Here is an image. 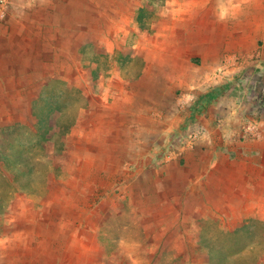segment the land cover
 I'll list each match as a JSON object with an SVG mask.
<instances>
[{"label": "rangeland", "instance_id": "rangeland-1", "mask_svg": "<svg viewBox=\"0 0 264 264\" xmlns=\"http://www.w3.org/2000/svg\"><path fill=\"white\" fill-rule=\"evenodd\" d=\"M203 3L98 0L94 41H107L101 28L112 51L108 42L96 46L92 72L104 79L90 69L74 75L61 116L49 102L36 112L41 99L29 112L28 94L36 97L41 82H0V126H28L26 147L0 135V169L9 175L0 176V236L23 237L5 242L16 251L13 264H264V169L235 161L245 149L264 165V147L219 140L261 120L264 89L252 82L262 75L250 54L264 44V13H233L242 0H209L225 13H186ZM218 51L222 65L212 70ZM226 59L238 71L224 78L225 91L211 80L215 95L202 113L168 114L197 84L188 63L200 75L204 62L217 77ZM43 70L37 59L33 78ZM14 72L21 78L23 67ZM89 90L102 102L80 107V91ZM229 90L247 120L227 131L208 112Z\"/></svg>", "mask_w": 264, "mask_h": 264}, {"label": "crops", "instance_id": "crops-1", "mask_svg": "<svg viewBox=\"0 0 264 264\" xmlns=\"http://www.w3.org/2000/svg\"><path fill=\"white\" fill-rule=\"evenodd\" d=\"M97 1L98 0H10L5 13V19L2 21L0 20V82L22 79L28 87H32L34 82L42 83L39 86V92L36 97H30L28 94L27 98L30 101V106L28 108L29 112L33 111L32 103L35 100L38 101L41 99L44 102L43 104L40 102V104L35 107L36 110L38 109L36 112L45 109L44 104L49 102L52 107L57 108L54 114L61 116L66 110L62 108L59 109L60 106H58V103L63 104L61 101L65 104L69 103L68 99L70 98L68 97V93L71 92V89L77 88L74 84V75H79L82 71L88 72L90 69L92 79L96 78L92 72L97 65V62H95L96 54L94 53V50L97 48L96 46L99 44L102 50L108 42V50L109 52L112 51L110 49L112 48L110 36L107 37V33L101 28L102 35L106 37L107 41H94L97 30H99L98 27H96L97 21L95 18L97 16L94 14L97 13ZM242 1L245 2V7L235 10L233 13H264V0ZM193 7L194 6H191L189 9L185 8L186 13L190 11L192 13H225L224 8L218 9V7H216L217 9H214L209 7V0L206 4L203 3L202 5L196 6L197 9ZM83 19H86V21ZM258 37L264 40V33L260 31ZM237 50L238 49L232 51L235 53L233 56L234 58L238 55ZM220 55L221 52L218 51L217 59L219 58L220 61L216 64L217 68L214 67L212 70L218 69L219 66L222 65V63H220L222 62ZM250 55L256 57L255 61L251 63L259 68L256 73L262 75V77L254 79L252 83L256 84L260 81V84L263 86L262 89H264V44L263 46L257 44ZM223 56H225V54H223ZM222 58L224 59V57ZM37 59L40 61V66L44 67L40 79H34L32 75L33 64L36 63ZM230 59H232V57ZM232 61L233 60L226 59L222 66L223 72L217 77H212L211 73H207L208 71H206V64L204 62L200 64V75L196 72L195 65L188 63L185 70L189 69L192 75L191 81L197 82V84H193L189 92L184 93V96H181L182 98L174 101L175 106L173 109L167 111L168 114L176 115V112L181 111L186 117L187 115L192 117L202 113L201 110L203 107L208 106L207 103L212 99V96L215 95L211 93L215 84H219L221 87L220 89L218 88V90L225 91L224 89H226V87L224 84L226 81H224V78H232L234 76L233 73L238 71V69L232 67L235 65ZM172 62V65H175L176 60ZM86 66H88L87 69ZM16 67H23L24 73L22 74L23 76H20L21 78L16 77L14 72ZM96 79L99 82L103 80L104 77ZM214 79L217 80L215 84L214 81H211ZM53 83L61 86L59 90L51 91L50 85ZM1 87L0 85V88ZM65 91H67V93L63 95ZM222 91H220L218 96L220 99L219 104L214 106L213 110L208 113H214L215 117H217L216 119H221L222 121H220V124L221 122L222 124L219 127L221 128L223 126V130L225 129L228 131V129L233 128L239 120H247L245 119L246 112H244L240 104L239 97H234L231 90L228 92ZM80 97L81 100H83V106L81 105L80 107L84 108L89 107L90 99L97 103L102 102L99 101L100 98L98 94L92 90L88 92L80 91ZM103 97L104 94L101 95L102 99ZM65 104L64 106H66ZM230 105H232V107H230ZM260 110H262L261 120L259 122L250 123L249 125L251 127L246 124V130L248 132L244 134L242 131H238L235 136H230L225 132L219 140L224 142L227 141L226 137L233 139L236 137L238 143L249 142L264 147V108L260 107ZM16 113H18V111H16ZM254 114L256 115V113ZM206 116L208 115L205 114L202 118ZM26 124L27 123L24 121V123L15 122V124L12 125H2L0 126V135H3V131H7L6 135L9 138L16 135L17 139L20 138V143L17 144L18 147H24L27 140V137H24L28 127ZM241 137H243V139H241ZM236 152L235 161L248 164L251 167L264 169L263 164H259L258 166L257 157L259 154L257 155V153L245 149ZM1 158L2 153L0 150V161H2ZM0 176L6 179L9 175L6 170L0 169ZM167 180L168 179L164 180V182ZM166 192L167 191H165L164 194H166ZM22 239L17 235H7L6 239L0 236V264H13L8 254H16L15 249L9 244L5 245V242L22 241ZM14 264H16V261H14ZM24 264L30 263L24 262Z\"/></svg>", "mask_w": 264, "mask_h": 264}, {"label": "built area", "instance_id": "built-area-1", "mask_svg": "<svg viewBox=\"0 0 264 264\" xmlns=\"http://www.w3.org/2000/svg\"><path fill=\"white\" fill-rule=\"evenodd\" d=\"M10 0H0V20L5 19V13L7 11Z\"/></svg>", "mask_w": 264, "mask_h": 264}]
</instances>
